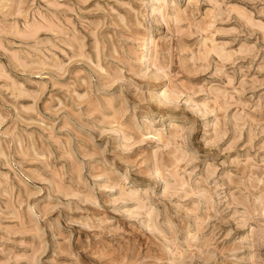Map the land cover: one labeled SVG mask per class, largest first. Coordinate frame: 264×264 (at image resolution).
I'll return each instance as SVG.
<instances>
[{"label": "rangeland", "instance_id": "374dc122", "mask_svg": "<svg viewBox=\"0 0 264 264\" xmlns=\"http://www.w3.org/2000/svg\"><path fill=\"white\" fill-rule=\"evenodd\" d=\"M0 264H264V0H0Z\"/></svg>", "mask_w": 264, "mask_h": 264}, {"label": "bare ground", "instance_id": "6f19581e", "mask_svg": "<svg viewBox=\"0 0 264 264\" xmlns=\"http://www.w3.org/2000/svg\"><path fill=\"white\" fill-rule=\"evenodd\" d=\"M208 42V41H207ZM210 43V42H209Z\"/></svg>", "mask_w": 264, "mask_h": 264}]
</instances>
